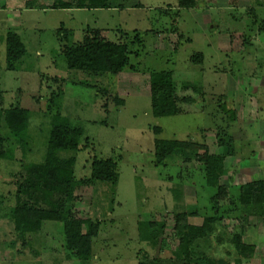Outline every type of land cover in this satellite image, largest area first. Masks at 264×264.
Wrapping results in <instances>:
<instances>
[{
	"label": "rangeland",
	"instance_id": "rangeland-1",
	"mask_svg": "<svg viewBox=\"0 0 264 264\" xmlns=\"http://www.w3.org/2000/svg\"><path fill=\"white\" fill-rule=\"evenodd\" d=\"M28 1L37 2L27 8ZM197 1L194 9H180L178 0H115L125 8L62 10L50 8L54 0H0L4 92L0 108L20 105L29 110L28 161L43 160L48 131L63 121L84 129L75 165L77 179L90 176L94 157L116 161L120 174L116 187L97 181L79 193V215L102 222L93 242V260L66 257L63 225L58 222H44L40 240L32 236L24 241L5 216L13 203H0V264H138L140 250L153 257L169 256L159 246L139 240L138 222L165 219L169 243L174 244V215L198 209L199 215L189 222L200 225L206 215H215L210 198L216 190L206 185L202 164L188 166L178 160L155 167V140L195 139L211 152H222L216 143V125L233 136L235 153L227 157L229 166L220 179L228 193L219 202L224 242H214L212 253L237 257L228 238L242 229L243 264H264V208L238 204L241 184L264 179V0ZM88 28L100 29L112 42H136L130 65L122 73L68 68L60 56L61 37L67 34L73 45L83 40ZM8 29L21 37L26 48L13 71L6 69L3 38ZM137 35L142 40L135 41ZM195 55H202L203 61H191ZM171 82L180 96L192 94L197 103H182V112L170 115V107H162L160 96L153 94L157 87L169 89ZM184 82L202 92L182 91ZM116 95L122 103L113 99ZM154 99L160 111L154 108ZM220 102L233 108L237 119L219 114ZM156 126L162 128L160 136L155 135ZM22 154L17 152L18 160ZM20 168L19 161L0 160L4 199Z\"/></svg>",
	"mask_w": 264,
	"mask_h": 264
},
{
	"label": "trees",
	"instance_id": "trees-1",
	"mask_svg": "<svg viewBox=\"0 0 264 264\" xmlns=\"http://www.w3.org/2000/svg\"><path fill=\"white\" fill-rule=\"evenodd\" d=\"M115 0H54L52 9L62 10H98L125 8L116 5ZM237 1V0H236ZM37 1H28L27 8H33ZM138 4V7H141ZM180 9H194L198 6L197 0H178ZM253 15V8L249 9ZM249 16L251 18L252 16ZM237 22L242 19L235 17ZM62 36L61 34H59ZM68 35L61 37L60 56L69 69H79L89 73L120 74L130 64L132 56L131 47L136 44L122 40L112 42L105 38L100 29L86 30L82 41L69 45ZM6 46V69L13 71L16 64L25 56L26 48L21 37L12 29H8L4 38ZM142 40L140 35L135 41ZM244 43H246L244 41ZM243 43V44H244ZM247 44V43H246ZM246 46V45H245ZM203 61L202 55H195L191 61ZM189 82L181 85L182 91H202L192 87ZM153 98H159L162 107H170V115L182 112L180 104L197 103L195 96L186 98L177 93V86L171 82L170 88L157 87ZM4 92L0 77V103L3 104ZM113 99L118 103L123 101L116 95ZM154 108L160 111V106L153 101ZM162 113V112H161ZM218 113L228 117V120L237 119L236 111L226 105L219 104ZM167 115V114H166ZM58 116H60L58 114ZM215 116V115H214ZM213 116V117H214ZM30 112L20 105H10L0 108V160L19 161L20 171L14 175L12 190L5 200L0 191V203L9 204L6 217L16 226V232L24 241L32 236L40 240L43 224L46 221L58 222L63 225L64 244L63 250L68 259L89 262L93 260V242L101 232L102 222L93 221L91 218L81 217L76 209V203L81 201L80 191L97 181L112 184L116 187L120 174L118 163L112 159L93 158L90 167V176L77 179L75 165L77 153L80 151V142L84 136V129L69 123H54L47 133L46 153L41 162L28 161L32 151L31 137L29 134ZM224 121V119L222 118ZM217 124V123H216ZM155 135L160 136L162 128L156 126ZM216 143L222 152H211L207 144L193 140H163L157 138L154 146L155 167H166L168 161H182L189 164L196 162L204 166L203 177L206 185L216 190L210 198L211 211L215 215H206L200 225L189 222L191 217L199 215L195 212L176 213L172 239L169 243L167 237L168 222L162 220H149L138 222V238L141 242L148 243L151 247L159 246L160 252H169V256L153 257L140 250L137 254L138 264H243L241 260L242 240L244 232H232L228 238L234 246L237 257H215L212 253L214 242L222 244L225 232L224 219L221 216L222 207L219 202L227 197V188L220 184V179L227 171V157L234 156V138L221 125H216ZM21 150L23 158L18 160L16 154ZM70 152L71 156L63 157L61 154ZM188 169V168H187ZM1 185V183H0ZM238 204L243 207L261 206L264 208V179L245 182L239 186ZM12 197L11 199H9ZM34 242V241H33ZM174 246V247H172Z\"/></svg>",
	"mask_w": 264,
	"mask_h": 264
},
{
	"label": "crops",
	"instance_id": "crops-1",
	"mask_svg": "<svg viewBox=\"0 0 264 264\" xmlns=\"http://www.w3.org/2000/svg\"><path fill=\"white\" fill-rule=\"evenodd\" d=\"M77 209V208H76Z\"/></svg>",
	"mask_w": 264,
	"mask_h": 264
}]
</instances>
